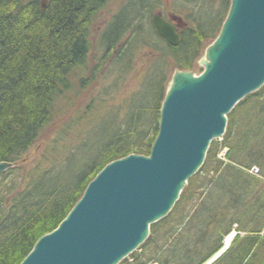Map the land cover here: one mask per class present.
Listing matches in <instances>:
<instances>
[{
    "label": "trees",
    "instance_id": "obj_1",
    "mask_svg": "<svg viewBox=\"0 0 264 264\" xmlns=\"http://www.w3.org/2000/svg\"><path fill=\"white\" fill-rule=\"evenodd\" d=\"M162 2L127 0L109 12L108 0H0V162L18 163L0 175V264H19L106 164L150 154L171 70L193 67L231 4L225 0L220 13L211 4L216 16H193L174 46L153 24ZM133 70L144 78L125 118L92 97L71 108L55 136L26 159L55 124L57 100L68 97L75 76L81 91L106 71L117 74L119 87ZM224 148L227 161L218 157ZM253 165L260 177L248 171ZM235 224L233 242L212 264H264V85L228 115L225 135L212 142L172 211L120 264H204Z\"/></svg>",
    "mask_w": 264,
    "mask_h": 264
},
{
    "label": "water",
    "instance_id": "obj_2",
    "mask_svg": "<svg viewBox=\"0 0 264 264\" xmlns=\"http://www.w3.org/2000/svg\"><path fill=\"white\" fill-rule=\"evenodd\" d=\"M154 15L158 33L180 43L185 25ZM204 71L175 69L149 155L113 160L88 183L67 216L41 236L19 264H119L166 217L203 166L213 140L226 132L228 114L264 85V0H231ZM16 162L1 161L0 175ZM230 243L205 264H212Z\"/></svg>",
    "mask_w": 264,
    "mask_h": 264
},
{
    "label": "rangeland",
    "instance_id": "obj_3",
    "mask_svg": "<svg viewBox=\"0 0 264 264\" xmlns=\"http://www.w3.org/2000/svg\"><path fill=\"white\" fill-rule=\"evenodd\" d=\"M125 1H127V0H108V4H107L106 9L107 10L109 9L110 10L109 12L115 11ZM211 4L213 6V11H218L220 13L221 10L222 11L224 10L222 6H224L225 0H200V1H197V0H169V1L163 0L159 9H161L164 12V15L166 17H169L171 19L174 16H182V18L186 22V25L184 26V28H186L189 25L188 21L193 16H198L200 14H206L208 12V10L210 11V12H208V14L212 13L213 16L218 15V14L212 12V10L210 8ZM200 6H202V7L198 8ZM161 10H159V11H161ZM175 10L183 12V15L180 14L179 12L174 13V12H176ZM106 14H108V13H106ZM186 16L188 17L187 19H186ZM101 21L102 20L98 21L96 28L98 26L100 27L102 25L103 22L101 23ZM215 39L210 40V42H208L205 45L204 49L201 52V55L194 62L193 67L191 69H187V70L193 72L195 75H199L204 71V65H203L202 60L205 59L206 48L208 46H210L214 42ZM145 50L149 51L146 48L142 49L140 52H138L137 56L142 55L141 52H145ZM140 60H142V59H140ZM140 64H139V67H137V68L140 69L139 71L141 73V69L145 68L146 64L143 61L140 62ZM173 73H174V69L171 70L170 75L168 77L167 88H168L169 83L171 82ZM116 78H117L116 73L106 71L102 76L97 75V78H96V80H94V82L90 83L85 88H83V90L80 91L78 88V83H77L79 76H75L73 78V82H72L75 85V87H73L72 90L68 93V97H61L57 100V102H58L57 103L58 106L56 108V118L57 119L55 121V124L52 125L51 127H49L42 134V136L39 139V141L37 142V144L34 145V147L31 149V151L26 156V159L29 160V159L34 158L37 155V153L40 151V149L45 144H47L53 136H55V134L57 132L56 129L58 128V126L62 122V120L67 118L68 114L71 113V110H72L71 108L74 107L73 109H75L76 107L82 105L83 103L86 104V103L90 102V99H92V97L98 98L100 100L99 102H108L109 106H111V109H114L117 111L119 119L125 118L127 115L128 109H129L128 107L131 104V99H132L131 96H133V92H135L136 90L141 88V85L143 82L141 80L144 78V72L142 75V74H139L138 72H136V70L130 71L128 76L124 78L123 83H121V85H119V87H117V86L114 87V85H115L114 82H115ZM138 100L139 99L137 97V101ZM103 113H104V111L101 110L99 114H103ZM221 140L222 139H220V141ZM227 151H228V148H224L221 152H219L218 157L227 161L225 159ZM207 166L210 168L212 166H215L214 160H212L210 163H208ZM252 168L254 169V172H256V171L258 172V170H260V168L257 165H253L251 167V169ZM201 174L205 175L206 172H201ZM255 176L260 177V174L255 175ZM197 194H198V192L195 194L198 197ZM234 228H237V224L234 225ZM237 233H238V231H237ZM139 252H141V251L139 250L138 253ZM152 252H153V250L148 249L146 251V254L148 256H151L154 254V253L152 254ZM129 261L132 262L133 259L130 258ZM150 264H159V263L156 260H153Z\"/></svg>",
    "mask_w": 264,
    "mask_h": 264
},
{
    "label": "bare ground",
    "instance_id": "obj_4",
    "mask_svg": "<svg viewBox=\"0 0 264 264\" xmlns=\"http://www.w3.org/2000/svg\"><path fill=\"white\" fill-rule=\"evenodd\" d=\"M231 241V236H228L227 238H226V243H229Z\"/></svg>",
    "mask_w": 264,
    "mask_h": 264
},
{
    "label": "flooded vegetation",
    "instance_id": "obj_5",
    "mask_svg": "<svg viewBox=\"0 0 264 264\" xmlns=\"http://www.w3.org/2000/svg\"><path fill=\"white\" fill-rule=\"evenodd\" d=\"M164 15V14H163ZM164 17H165V19H167V20H169V21H173L171 18H169V17H166L165 15H164ZM174 18V17H173ZM172 23H174V22H172Z\"/></svg>",
    "mask_w": 264,
    "mask_h": 264
}]
</instances>
